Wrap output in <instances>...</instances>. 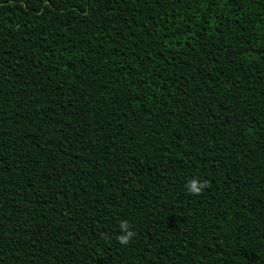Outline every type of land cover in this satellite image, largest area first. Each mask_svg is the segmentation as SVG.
Listing matches in <instances>:
<instances>
[{
  "label": "trees",
  "instance_id": "16d2710c",
  "mask_svg": "<svg viewBox=\"0 0 264 264\" xmlns=\"http://www.w3.org/2000/svg\"><path fill=\"white\" fill-rule=\"evenodd\" d=\"M0 264H264V0H0Z\"/></svg>",
  "mask_w": 264,
  "mask_h": 264
},
{
  "label": "clouds",
  "instance_id": "9594fccd",
  "mask_svg": "<svg viewBox=\"0 0 264 264\" xmlns=\"http://www.w3.org/2000/svg\"><path fill=\"white\" fill-rule=\"evenodd\" d=\"M208 187V181L197 178L189 179L184 185L185 191L190 196H198L202 194L205 188ZM120 235L116 236L117 242L121 246H127L135 238L136 233L132 230V226L128 220H122L119 224Z\"/></svg>",
  "mask_w": 264,
  "mask_h": 264
}]
</instances>
